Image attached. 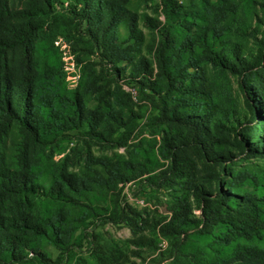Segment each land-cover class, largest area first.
Instances as JSON below:
<instances>
[{
  "label": "trees",
  "instance_id": "16d2710c",
  "mask_svg": "<svg viewBox=\"0 0 264 264\" xmlns=\"http://www.w3.org/2000/svg\"><path fill=\"white\" fill-rule=\"evenodd\" d=\"M149 1L0 0V264H57L46 246L72 264H134L113 240L94 238L86 256L71 247L87 219L110 210L118 184L143 175L171 176L182 190L169 216L118 213L135 246L155 249L154 235L168 242L169 264H264V194L243 163L264 160V27L249 0H158L163 20L140 11ZM59 26L82 66L69 90L44 41ZM207 70L232 75L236 92L226 78L208 84ZM125 83L157 97L167 170L119 155L77 172L78 158L55 159L71 132L83 149L119 132L125 144L140 117ZM191 157L210 171L206 184L187 186Z\"/></svg>",
  "mask_w": 264,
  "mask_h": 264
},
{
  "label": "rangeland",
  "instance_id": "374dc122",
  "mask_svg": "<svg viewBox=\"0 0 264 264\" xmlns=\"http://www.w3.org/2000/svg\"><path fill=\"white\" fill-rule=\"evenodd\" d=\"M178 2L187 7L192 0H178ZM249 4L253 21L258 23L259 28L262 29L264 27V0H249ZM157 6L158 0L149 1L142 4L140 11H146L163 20V16L159 12L160 8ZM219 10L222 11L221 9ZM259 20L261 21L260 23L258 22ZM56 30L55 34L47 32L45 35L46 48L51 54V59L54 61L60 59L63 63L66 73L63 90L73 89L78 86L80 78L83 76L82 66L77 62L80 56L72 51V42L62 35L65 34L62 26H59ZM259 33L258 29L256 32L257 36H259ZM250 39L253 40L254 37ZM91 58L93 57L91 56ZM225 78L230 81L233 93H235L236 83L232 75L226 74L222 76L211 70H207L204 80L208 84H211V86H215L218 82L226 80ZM122 87L125 91L129 90V88L135 90L136 98H133L132 106L140 114L132 130L123 135L125 137V144H119L122 141L119 132L115 134L113 143L101 145L92 142L90 148L83 149L81 148L82 141L74 132H71L68 137L62 140V151L55 156V159L62 155H67L68 161L72 162V160L74 161L78 158V163L75 166L71 165V168L77 172H81L82 169L80 168L82 165L85 166V161L88 162L86 166H90L100 158L119 155L125 157L131 156L138 161L150 158L152 162H155V167L151 174L167 170V160L158 157L156 153L160 137L159 128L155 122V118L158 115L156 107L158 103L157 97L149 90L132 83H125ZM243 163L244 166L256 170L254 187L259 194H264V181L262 177V174H264V160L260 157H249ZM190 169L193 171V177L187 179L188 187L193 184H206V177L210 175V171L204 168L193 157L190 158ZM144 178L145 175L134 180L119 183L118 195L115 196L114 193H110V210H103L100 216L87 219L84 228L75 232V238L71 247L75 257L86 256L91 246L90 242L94 238H99L101 240H113L116 242L127 253L130 260L134 261V264H169V259H167L168 242L165 239L152 235V238L156 239L157 242L155 249L146 248L145 246L137 247L131 242L134 236L128 226L119 219L118 213H121V210L128 211V207L140 212L147 219L169 216L171 212V194L180 192L182 187L171 176L167 179L162 178L161 180L155 178L153 182H148ZM94 201L96 204H101L102 206L108 204L101 199ZM194 212L197 213V210L195 209ZM141 232V234H149L148 230ZM44 250L51 260L58 261L57 264H72L73 262V259H70L68 256L58 257V251L51 246L44 247ZM136 252H138V256L135 255Z\"/></svg>",
  "mask_w": 264,
  "mask_h": 264
},
{
  "label": "built area",
  "instance_id": "2783aa9c",
  "mask_svg": "<svg viewBox=\"0 0 264 264\" xmlns=\"http://www.w3.org/2000/svg\"><path fill=\"white\" fill-rule=\"evenodd\" d=\"M129 92H130V94H131V96H132V98H136V96H135V94H136V92H135V90L134 89H132V88H129V90H128Z\"/></svg>",
  "mask_w": 264,
  "mask_h": 264
}]
</instances>
